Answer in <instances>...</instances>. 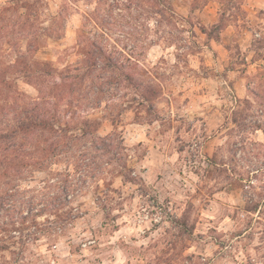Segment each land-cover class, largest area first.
Returning <instances> with one entry per match:
<instances>
[{
    "label": "clouds",
    "instance_id": "1",
    "mask_svg": "<svg viewBox=\"0 0 264 264\" xmlns=\"http://www.w3.org/2000/svg\"><path fill=\"white\" fill-rule=\"evenodd\" d=\"M117 3L106 26L89 25L86 43L95 39L101 47L75 87L61 74L37 82L14 67L5 72L24 49L13 52L7 42L13 37H0V196L21 217L44 210L32 216L35 226L17 224L18 231L0 219L10 229L0 237L11 236L0 264H74L57 241L75 244L90 233L45 231L54 219L48 201L57 198L60 212L79 211L85 201L89 218L99 212L87 225L95 227L104 215L95 195L121 217L106 225L101 247L122 249L133 264L168 247L179 231L170 221L185 215L197 225L195 239L169 252L173 264H264V216L244 210L248 203L264 210V48L255 45L264 36V0ZM25 79L39 91L30 92ZM36 105L40 126L28 120ZM241 109L246 120L238 126L233 114ZM132 126L147 133L139 148L125 136ZM128 168L136 182L113 185L122 196L107 192L104 182ZM160 174L163 180L156 179ZM254 215L261 223L249 227ZM116 225L120 230L108 235Z\"/></svg>",
    "mask_w": 264,
    "mask_h": 264
},
{
    "label": "rangeland",
    "instance_id": "2",
    "mask_svg": "<svg viewBox=\"0 0 264 264\" xmlns=\"http://www.w3.org/2000/svg\"><path fill=\"white\" fill-rule=\"evenodd\" d=\"M93 2L94 0H0V37H13L12 40L7 41L13 52H19V48L22 47L24 49L23 53L32 54L29 60L36 59L40 62H49L51 64L49 68V70L52 71L51 74L47 75L40 71L38 75L32 77V80L45 82L57 74H61V79L69 75H82L86 70L84 60L87 50L89 47H92L91 49L95 51L98 50V47L94 48L90 43L95 42L99 45L98 41L95 39H91L90 42L86 43L88 34L92 32V28L89 27V25L95 21L97 24H100L101 27L106 26L110 22L111 14L120 7L117 0H95L96 6L89 7ZM82 29L85 31L79 36V32ZM17 36L20 37V39L16 40L14 43L13 40ZM210 39L215 40V37L212 36ZM255 45L258 48H264V36L258 38L255 41ZM38 46L39 48L36 49ZM0 47H2V45H0ZM3 55V53H0V63L4 62ZM8 55H12V53H8ZM81 61H83V66H81ZM66 80H74V77ZM77 83H79V81H77ZM77 83L71 84V86L75 87ZM24 86L27 87L30 92H38L27 79L24 81ZM148 88H151V86H148ZM148 96L151 95L148 94ZM185 102L187 103L188 101L186 100ZM240 118L238 126L242 125L246 120L244 111L243 117ZM125 136L128 140L134 142V147L139 148L144 144V137L147 136V133L142 129V126H132L126 131ZM177 139H179V137H177ZM178 151H184L183 147L178 149ZM133 171L134 169L132 168H128L126 172L122 170L121 173L118 174L117 179L105 181L104 187L106 191H115L117 195H124L121 188L113 187V185L118 182L125 184L135 183V178L131 175ZM145 171H147V169H145ZM121 175L123 176V180H119V176ZM128 176L133 179H127ZM156 179L163 180V174L157 175ZM86 186L87 181H85L84 185H81V190ZM99 190L100 185H97L94 191L98 192ZM74 191L75 195L79 196L80 190ZM137 191H139V189ZM2 199L7 204L11 205L12 201L9 197L4 196L0 198V201H2ZM132 200L134 203L136 202L135 193L132 194ZM126 201L127 198L120 202L121 211ZM94 203L100 211L104 212V215L99 218L97 226L89 227L87 225H90L93 220H96L99 216V212L93 213L92 217L89 218L91 206L85 208V201H81L78 206L80 209L79 211L68 209L66 212H61V216H54L51 214L54 219L48 224L45 231L60 232L63 234L65 230H69L72 231L77 238L82 237L84 233H90V238L80 239V242L75 244H70L67 240L63 241V243H60L59 240L57 241L61 255L64 252L65 245H67L68 255L74 258V264H82V262H86V264H105V260L112 261L113 264H115V261L118 259H124V264H133L131 260L125 259L122 256V249H114L112 245L107 244L101 247L104 243L102 238L106 234V225L121 217H119V214H110L109 204L105 203L103 197L95 195ZM254 204H257L256 209H251L252 206L254 207ZM244 210L253 214L259 213L260 216H264V210L261 209L259 203H248L245 205ZM13 216L14 218H20L17 217L19 216L17 211L13 213ZM0 219L7 221L11 220V210H0ZM253 220H255L257 226L261 223L254 215L252 220L248 222L249 227H252ZM170 222L178 228L179 231L173 234V239L169 241V246L161 249L160 254L155 255L154 260L148 259L145 253L136 260V264H173V256H170L169 252H172L173 249H176L184 241L195 239L193 233L196 231L197 225L192 223L189 216L185 215L179 220H171ZM27 223L30 224V222ZM124 223L127 225L128 221ZM9 230L10 229H3L2 231L7 233ZM11 230L14 229L11 228ZM119 230L120 226L116 225L112 233H108V235L112 236ZM152 230L154 231L155 229L153 228ZM16 231H18V229ZM35 231L39 233L40 229L37 227ZM215 232V228L210 229V233L214 234ZM239 235H243V233H239ZM248 237H253V233L249 232ZM144 238L147 239V236ZM200 238L203 239V234H200ZM35 239L39 240L40 235L37 234ZM133 239H135V237H133ZM7 240H11V236H8ZM7 240H5L4 237H0V251H8L10 245ZM217 242L220 248L225 247V244L220 243L218 238ZM4 246L7 247L5 248ZM140 247L143 248L144 246L141 245ZM149 247H151V245H149ZM85 249H87V251H85ZM109 253H111V255H109ZM10 255L12 254L10 253ZM174 255L176 254L174 253ZM67 258L68 257H64V259ZM13 259H15V257H13ZM53 259H57L56 254L53 255Z\"/></svg>",
    "mask_w": 264,
    "mask_h": 264
},
{
    "label": "trees",
    "instance_id": "3",
    "mask_svg": "<svg viewBox=\"0 0 264 264\" xmlns=\"http://www.w3.org/2000/svg\"><path fill=\"white\" fill-rule=\"evenodd\" d=\"M84 31H85L84 29L80 30L79 36H80V34L82 35V33ZM90 45L93 46L94 48L98 47L97 48L98 50L95 51L94 49H91L92 47H89V49L87 50L86 58L84 60L86 70H89L91 68V63L95 62V59L97 58V53L99 52V48L101 47V45L99 46L95 42H91ZM38 48H39V46L36 47V49H38ZM31 57H32V54L29 55V53H20L16 57V64L14 66H8L7 68H5V72L11 70L14 67L16 72L23 74L25 77L30 78L31 80H32V77H34L35 75H38V73L40 71L43 72L44 74H47V75L51 74L52 71L49 70L51 64L49 62L43 63V62H40L39 60H36V59L29 60ZM83 74H84V72H83ZM79 76H81V75L80 74H76L75 76L69 75V76H64L62 79H70L71 77H74V80H67V81H70L71 84H75V83H77V81H79ZM37 90L39 91V89H37ZM145 91H146L145 95L147 97H149L148 94L152 95L151 88L147 87L145 89ZM41 111L42 110H41L40 106L36 105V107L29 113L28 120L32 126H40L41 124H43V121L39 118ZM240 117H243V111L242 110L234 113V119H233L234 123H239L240 119H241ZM127 179H133V178H129V176H128ZM131 181H133V180H131ZM3 197L4 196H0V198H3ZM56 199L57 198L53 197L48 201V204L50 205L49 211L54 216H61V212L59 211V207L57 206L56 203L53 202ZM256 205L257 204H254V207L252 206L251 209H256ZM62 206L63 205H60V207H62ZM9 207H11V208H9ZM2 209H4V210L6 209L7 211L11 210V220H8V221L5 220V221H6V224L11 225V228H13L14 230L18 229L16 226L17 224L24 226V225H28L27 222H30L31 224H33V226H35V221L32 219V216L44 214V210L41 209L40 212H37L35 214L30 213V215L28 217L17 216L20 218H16V217L14 218L13 213L16 211L15 203L11 202V205L7 204L3 199H2V201H0V210H2ZM3 229L8 230L9 228H8V226L0 227V230H3ZM4 247L6 248L7 246H4Z\"/></svg>",
    "mask_w": 264,
    "mask_h": 264
}]
</instances>
